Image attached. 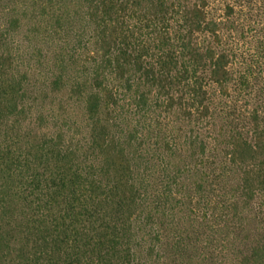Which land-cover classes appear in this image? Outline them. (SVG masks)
Masks as SVG:
<instances>
[{"label":"trees","instance_id":"trees-1","mask_svg":"<svg viewBox=\"0 0 264 264\" xmlns=\"http://www.w3.org/2000/svg\"><path fill=\"white\" fill-rule=\"evenodd\" d=\"M259 10L0 0V264H218L233 237L264 264V104L236 69ZM28 11L48 47L14 41Z\"/></svg>","mask_w":264,"mask_h":264},{"label":"rangeland","instance_id":"rangeland-1","mask_svg":"<svg viewBox=\"0 0 264 264\" xmlns=\"http://www.w3.org/2000/svg\"><path fill=\"white\" fill-rule=\"evenodd\" d=\"M11 7H16V9H19L22 7V4L20 6H17L12 2ZM25 8L27 7L24 5ZM259 14L255 17L258 21V25H256L255 31H249L248 37L242 40L239 48L241 49L242 55L239 57L238 66H236V69L244 72L246 75L250 77L251 83L248 86V92L252 93L254 96H260L258 99L262 104H264V25H260L261 23H264V13L263 11L259 10ZM20 16H23V12L20 11ZM31 17V18H30ZM24 27L22 31H20L18 34L15 35L13 38L14 41L19 43H23L22 49L26 50L28 43L33 38H37L38 41L34 42L37 45L40 46V44H43L42 47H48L50 43L45 44L43 40L49 41L47 34L45 33V29L43 27H40V31L38 34L32 32L33 28L37 27V22L33 20V12L31 13L28 11V15L23 18ZM40 35V36H38ZM41 40L43 42H41ZM57 43V42H56ZM235 48V47H234ZM237 48V47H236ZM256 99V98H255ZM257 101V100H256ZM47 107V108H46ZM46 111L50 112V105L46 104ZM51 109H58V104L52 105ZM69 111L66 112V117L71 115L74 119H76L77 122H79L80 118H78V115L80 113L79 108H72L68 107ZM76 131H79L78 128H75ZM253 233H264V229L261 231H253ZM255 234L252 236V239H255ZM240 237V236H239ZM233 243L230 247H228V251L225 253V256H222L218 264H230L232 258L234 257L236 253V246L240 242V240H244L243 237H240V239H237L235 237L232 238Z\"/></svg>","mask_w":264,"mask_h":264}]
</instances>
